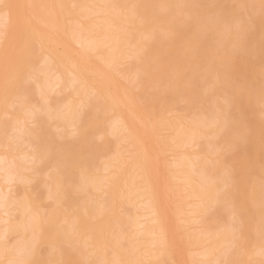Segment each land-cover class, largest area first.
<instances>
[{"label": "bare ground", "instance_id": "bare-ground-1", "mask_svg": "<svg viewBox=\"0 0 264 264\" xmlns=\"http://www.w3.org/2000/svg\"><path fill=\"white\" fill-rule=\"evenodd\" d=\"M133 1H132V3H128L129 1L127 2V0H86V1H82V2H79L78 0H0V27L3 28V29L1 28L2 30H0V118H1V116L3 117L5 115H8L7 112L5 113L6 109H4V108H6V105H4V104L6 103L7 100L9 103L10 98L11 99L13 98L12 95H15L16 93H18V91L16 92V89H17L16 85L18 84L17 82H19L22 79V77H24L26 75L25 72H28V74L30 76L28 75V79L26 78L27 82H26V80H25V82L27 84L30 82H32V83L34 82L37 85L36 89L38 88L39 90L38 89L37 90L41 91L40 97H42L43 94H46V92L50 94V92H53L56 88L58 89V94H60V93H62L61 91L67 87V85H69L68 87H70V85H71L74 88L76 87L74 97L75 96L80 97V95H81V97L83 96V99H82L83 102L82 103H84L85 105L84 104L82 105L80 103L82 106H84L83 109L88 107L87 106L88 104H86L84 102V101H86L85 99L89 100L90 97L98 98V96L101 97L102 99H104L106 104L102 103V105H104L102 108H104L106 105L105 110H107V109L111 110L112 112H114V114L116 113V115L114 116L115 119L112 118V120L114 119L112 123L110 122V121H112L111 119H110V121H108V122H110L109 125L113 124L112 126H110V128L112 127L113 129L108 130V132H101L100 131V133H98L97 137L100 140L105 139L106 136L112 137V138L115 137L116 139L117 138L119 139L121 146H122V144L126 145V147H124V148H123V146L122 147L119 146L120 149L117 150L116 153H114V155L112 156L110 161H107L106 165L104 164L106 162V160H105V162L102 163V164H104L103 165L104 168L100 169V170H102V172L104 174L103 176H102V174H100L101 175L100 177L99 176L93 177L91 179L92 176L87 175L85 172L87 165H85L86 163L84 161H83L84 165L82 164L83 166L80 168L81 171L79 170L76 172V174H78V175L80 174V176H81L80 178H78L80 181H83V179L84 180L87 179L86 181H83V182H80V181H77V182L82 183L83 186H84V182H86L87 183L86 186H88V188L91 186L90 187L91 189H87L86 186L84 188L83 186H81L82 184L80 185V183H79V186L76 185L77 190L81 189L80 190L81 193L85 192V190L83 191V189L93 190L92 192H95L96 195L100 194V195H98L99 197L98 196L96 197L100 200L99 201L100 203H97V204H99L98 207H93V206L91 207L88 204L89 206H84L82 209L79 210V205H80L79 204L78 208H75V209H77L76 210L77 212H74V207H77V205H75V206L72 205L73 206L72 207L71 203L69 204L67 202V200H68L67 199V197H68L67 193L66 192H65L66 194L63 193L64 190H66V191L68 190V189H66L67 187H65V185H63L64 187H63V189H62L63 191H62L61 189H59L60 187L58 188V186L62 185V184L58 185V184H56L57 182H54L55 184L53 183L54 184L53 185L52 183H49L50 181L52 182L54 176H55V178L60 176L61 172L58 171L59 170L58 167H57L58 170H56V167H54V168L51 167L52 169L49 168L50 170H47V172L44 171L45 173H43V171L41 172V170L37 171V172H41L43 174L34 173V175H36V177L39 175L41 177H43L42 175H45V178L50 180L47 183L53 185V188L50 185H49L50 187L48 186L50 188V189H48L50 191V193L47 194L48 195L47 198L50 200L51 199L54 200L55 197H57V199L58 200L60 199V200L58 202V200L56 199L55 203H57V202L60 203V201L61 202L63 201V203H64V206H63V204L61 205V207L63 206L62 207L63 209L61 207L59 208L60 210L61 209L64 210V213L61 210L62 216H61V219H59L60 226L58 227L57 224L59 222L56 221V217H57L56 210H55V212L52 211L53 213L49 212V214L51 213V215L43 214V211H41V213H39L38 211H36V208L34 207L33 200L35 197L33 198V200H30L28 198V200H26V201L24 200V199H27L25 197L23 199V201H21L22 198L24 197L22 195L27 194V193H24L23 190H21L22 187L20 188L19 186H22L25 184L29 185L33 181L36 180L35 177L30 178L33 175H31L30 177L29 176L26 177V175H24L25 173L24 174H22V173L24 171L27 173V171L30 170V168H29L30 166L32 167L31 170L34 172L36 169L39 168L38 165L40 166L42 159L45 156L42 158V154H43L42 153L43 150H41L42 145H39L42 142H44V141H42V142L39 141L40 138L42 137L40 134L42 131V127H40L41 124H40V122H38L39 121L38 120L39 111L38 112L33 111V110H35L34 108L31 111L29 110L33 106L31 105L32 106L31 107L25 102V100H27V98H28V97H26L27 95L26 96L25 95L24 96L19 95V94H17V96L15 95V98L18 101H20L23 104L25 103V108H23L22 110L20 109V111H19L20 114L23 116L22 117L20 116L21 118L19 117L15 121L13 120L14 122H12L11 125L8 123L9 125L4 127V128L0 126V264H44L43 260L42 259L39 260L40 258H38L40 255H37L39 253V249H40L39 248L40 247L39 242L41 243L42 246H44V244L51 245V248L54 247L53 251L57 249L56 252L55 251L53 252L51 250L53 252V254L51 255L52 257L51 256L49 257L50 260L54 259V261L50 262L48 258L47 259L45 258L46 260H48L52 264H60V263L71 264L72 258H69V256H67L68 253L70 254V252L68 250L66 252V248L65 249L63 248L65 246V243H67L68 246L71 245V247H72V245L73 246L75 245L74 248L72 247L73 250L76 249V246H78V244L83 249H85V247H86V249H90V247H92L94 249L93 251H91L92 248L90 249V252H89V250H85V251L89 252V254L86 252V254H88V258L87 257L86 258L89 259L87 261L89 263H86V264H91L90 263L91 259L93 260V262H94V259L95 260L97 259L94 257L96 255V253L98 254V255H96V257H98V259H99V257H102L99 261L100 264H104L107 260H108L109 264H136V263H138L137 261L132 262L131 260H128L127 262H123L119 256L121 251L117 250L116 243L114 245L113 244L114 242H110L111 244H113V246L110 245V243L108 245V244H106V241H104L105 239H102L103 237L105 238L106 232L109 231L108 227L110 229V226L112 227L113 223H115L114 224L115 226H117V227L119 226V221H121V218L119 219L114 213L118 212L117 210H122L126 207H129V206H134V209L138 208L137 210H139L141 212V214L136 215L137 217L135 216L136 218H134V221L131 217H130L131 219L129 218L131 221H133V223L131 222L132 225H130L131 223H129V221H130L129 219H127L128 221H125V220H124V222L121 221V224L126 222V227H125V230L123 229L124 225H123V227H121V226L120 227L126 233L128 231H130L131 234L129 235V232L125 235L121 234L123 232H121L122 229L120 228V229H118L119 234L123 235V236L121 237L119 235L118 237H115L116 238L115 241L117 239H119L118 241L120 244L123 242H130L131 244L135 243V244H137V246L134 247V250L142 248L140 250L142 251L141 254L143 256L141 255V257H142L141 259L143 261L139 260L138 264H163L162 261L159 259V258H161L162 254H164V255L166 254L167 256L172 257V259L178 258L179 261L181 260L180 261L181 264H196L199 261V259L207 260L206 261L207 264H232L231 263L232 261L229 258V254H228L229 250H231L230 249L231 246L233 244L235 245V243L238 244V242H236V241H239V238L241 239L240 240L241 242L247 238L248 234L244 233L243 227H242V229H241V227H238V228L236 227V229H237L236 232L239 231L237 235H234V233H233L235 231V228L232 229L233 232L232 231H229V232L225 231L226 233H222V232L221 233H218V232L211 233L209 230H206L207 229L206 227L201 225L202 223L199 224V222H198V221H203L204 220L203 218H206L203 216H207V215H205L208 212L207 207L213 208L214 206L219 204L220 198L218 197V194H219L221 189L222 190L227 189V191L229 190L230 193H232L234 188L237 187L235 176H233L234 174L232 175L231 172L230 173L227 172V174L228 173L229 174L228 175L226 174V176L229 177L228 178L229 180L224 182L225 180H227V178H225V180L222 181L223 184L220 186V188H218V186H216V184L213 183L214 181H213V177L211 176V172L208 173V171L206 170L207 168H205L206 171L204 170L203 166L205 163L204 164L201 163V160H200L202 157V154L200 153V149L197 150V148L200 145V139L204 136V133H206V132H203V130L204 129L207 130L206 128L209 129L212 126L215 127L217 125L216 123L218 120L217 119L213 120V122H211V123H213L212 126H211V124H205L204 122H201L199 120L200 124H204L201 127H204L205 125H207V126H205L206 128H203V129L201 127H199L198 119L197 120L196 119L191 120L192 122H189L187 120V122H184V123L183 122L178 123V120L174 119L177 121L175 125H174V122L171 120L172 118L170 119L171 123L169 122V120H168V122H166L167 120H163V122L160 120L161 122H158L159 120L156 121V119H152L156 115H154V117L151 118V116H153V115L146 114L145 111L142 108H140L141 97L139 96L140 99L136 98V96L138 97V95H136L137 93L136 94L134 93L135 92L133 90L134 87L130 88V87H128V85L126 86L127 79H125L126 81L123 80L126 84L121 82L122 79H120V77L122 75L119 76L118 74L120 73L119 69L122 68L123 66L120 68H119V66L124 65V64H122L124 61L125 62L127 60L132 61L133 59L138 61V59L141 56H144L143 52H145V53L148 52L149 56H150V54H152L151 56H153V53L155 54V53H158L162 50L161 49L157 52V49L155 47L157 45L152 44V43H156V41L154 42V40L156 39V36L158 35V34H156V35L153 34V31L155 30V29H153V26H152L153 30H151L152 34L154 36V38H152L153 42H151V40H150L151 37L147 38V36H145L146 40L147 39L148 40L145 41V43H146V44L144 43L145 45L142 44V45H144L143 47L142 46L141 47H138V46L135 47V45H137V44L136 43H135V45L133 44L135 41L133 42L132 38H130V37H132L133 34H135L137 32H141L144 35L148 34L150 36V34H149L150 30H149L148 26H149L150 22L153 21L152 19H154V16H155L152 13L153 11H151V8H154V6L152 7V4H151L152 2H149L148 0H133ZM179 1H178V3H179ZM233 1H235V0H233ZM170 2H172V1L171 0H168V1L167 0H161V3H162L161 7H163L164 9L166 7L168 8L169 4H171ZM193 2H195V1H193ZM193 2H190L189 4H193ZM243 2L244 1L241 0V3H243ZM245 2H246V0H245ZM175 3H173V4H175ZM200 3H202V0ZM214 3H215V1H214ZM214 3H213V5H214ZM186 4H188V2ZM224 4H225V2H224ZM200 5L198 3V6H196V7H199ZM256 5H257V3H256ZM249 6H250V3H249ZM211 7H213V6H211ZM230 7H232V6L230 5ZM246 7H247V3H246ZM167 8H166V10H167ZM215 8H217V7L215 6ZM226 8H227V10L224 11L226 15L222 13L223 16L224 15L228 16V17L236 16V15L229 16V14L234 11V8L230 9V10L228 7H226ZM158 9H159V6H158ZM193 9H195V7ZM207 9H208V7H207ZM239 9L241 10V8L238 7V12L240 11ZM162 10L163 9H161V11ZM187 11H189V10H187ZM214 11H216V10H214ZM159 12H160V10H159ZM193 12L195 13L196 11H193ZM209 12H211L210 14H213L212 10ZM218 12H220V11H218ZM178 13H176V15ZM214 13H216V12H214ZM245 14L247 15V13H245ZM194 15L195 14H193V16ZM196 15L198 16L199 14L196 13ZM203 15L205 16L206 14L203 13ZM174 16H175V14H174ZM216 16H217V14H216ZM207 17H208V15H207ZM219 17H221V16H219ZM219 17L217 18L218 21L220 20ZM81 19H83V20L85 19L87 22H85V23L81 22ZM186 19H188V18H186ZM222 19H224V18H222ZM232 19H234V18H232ZM169 20H171V19H169ZM169 20H168V17L167 18H165V17L164 18H158L156 20L157 21L156 23H158L159 25L161 24V26H164V25L166 26V27H163V30L164 29H166V31H167V29L170 30V31H167L169 34L166 31L161 32L160 37H162L163 39L169 38V35L171 36V32L172 31L174 32V30H172L174 26L171 24V22ZM208 20H209V18H208ZM208 20H207V22H208ZM228 20H230V19H228ZM239 20L241 21L242 19H239ZM193 22H194V20H193ZM214 22H215V20L213 21V23ZM250 22L253 23L252 20ZM250 22H249V24H250ZM72 23L74 25H72ZM211 23H212V21H211ZM216 23H217V21H216ZM235 23H236V21H235ZM162 24H164V25H162ZM186 24H188V23H186ZM196 24H198V23H196ZM222 24H224V23H222ZM192 25L190 24V26L188 28L190 29V27ZM208 25H209V22H208ZM234 25L236 27V24H234ZM234 25L232 26L233 27L232 31L235 30ZM175 26H176V24H175ZM177 26H180V25L178 24ZM238 26L240 27L239 24H238ZM75 27H76V29H75ZM225 27H226V25H224V27L222 26L221 29L223 30ZM228 27H226V28H228ZM70 28H72V29H70ZM200 28L202 29V27H200ZM180 29H182V28H180ZM215 29H217V27ZM228 29H230V28H228ZM159 30L161 31V29H159ZM191 30H192V27H191ZM194 30L196 31L197 29H194ZM195 31H194V33H195ZM173 32H172V34H173ZM235 32L233 33V36H234V34H236ZM164 33H165V36H164ZM217 33H219V31ZM250 35H252V34H250ZM192 36H194V34ZM217 36L218 35H216V37ZM137 37H138V35H137ZM249 37H251V36H249ZM172 38H173V36L170 38L173 42H174V40L176 41V39H178V38H176V39H172ZM197 38H198V35H197ZM200 38H201V36H200ZM130 39H131V42H129ZM214 40H215V38H214ZM223 40L225 41V39H223ZM261 40H262V37H261ZM169 41H165V42L168 43ZM31 42H35L38 44L37 45L38 47L39 46L41 47V48L39 47L40 49H38V48L37 49L40 50V52L43 51V53L41 52L42 55H40L39 57H35L36 56V55H34L35 52H34V50L32 51V49H31L32 45H33V44L30 45ZM194 42H196V41H194ZM208 42L210 43V41H207V43ZM214 42H216V40ZM218 42L219 41L217 40V44H218ZM191 44L193 45V43H191ZM35 45L33 46V49H34ZM128 45H129V47H128ZM131 45H132L133 50L131 49L130 51H133V52L128 53L127 50L129 51ZM210 45H212V44H210ZM222 45L220 46L221 48H222ZM158 46H157V48H158ZM259 46H260V44H259ZM77 47H79V49ZM134 47L137 50L136 49L134 50ZM220 47H219V49H220ZM126 48H128V49L126 50ZM193 48H195V47H193ZM233 48L234 49L236 48L235 45ZM256 48H258L257 45H256ZM124 49L126 50V52L128 54L125 53ZM145 49H147V51H145ZM159 49H160V47H159ZM206 49H207V47H206ZM230 49H232V48H230ZM233 51L234 50H232V52ZM164 52L166 55V50H164ZM141 53H143V54L141 55ZM182 53H180V55ZM190 53H192V52L190 51ZM201 54H202V52H201ZM255 54H256V52H255ZM137 56L138 57L140 56V57L138 58ZM155 56H156V54H155ZM177 56H179V55H177ZM189 56H190V54H189ZM192 56H194V55H192ZM192 56H190V57H192ZM154 57H152L153 60L155 59ZM182 58H183V56H182ZM148 59L150 60V57H148ZM194 59L196 60V57ZM35 60H36V62H38V63L40 62V63L37 65V63L34 62ZM141 60H142V58H141ZM145 60H146V58H145ZM195 60L192 61L191 58L189 60L187 58V62L185 63V66H186V64H189L188 65L190 67L189 69H193L191 67H194V69L196 71L195 65L197 63L192 65V63H194ZM229 60L233 61L232 58L231 59L229 58ZM258 60H259V58H258ZM197 61H198V59H197ZM234 61H235V59H234ZM183 62H185V60ZM169 63H171V62H169ZM230 63H232V62H230ZM257 63H258V61H257ZM140 64H142V63H140ZM144 64L146 65V62ZM144 64L142 65L143 67H145ZM200 64H201V61H200L199 65ZM36 65L38 67L34 68V67H36ZM135 65H136V63H135ZM163 65L161 64V66H163ZM221 65L225 66L227 68V66L224 63H221ZM188 66H186V68L184 67V70H188L187 69ZM164 67L165 66H163V69H164ZM173 67H171V68H173ZM31 68L33 69V74H32V72L30 73V71L28 70ZM231 68H233V65L231 66ZM32 69H31V71H32ZM194 69H193V71L190 70V72L192 71L193 73H188V71L186 73V71H185L183 73V76L181 75L182 77H184L183 80L185 79L186 75L190 77L189 79H191V80H188V79L187 80H188V85H190L191 87L195 86V83H196V79L193 81V79L195 77H191V75L194 74ZM234 69H235V67H234ZM148 70H151V67H149ZM123 71H125V70H123ZM142 71L143 70L140 69L139 72L137 71L136 74L134 73L135 76H133L132 81H130V83L132 82V85H133V83L136 85L135 86L136 89L134 88L135 90H137V88L141 87L139 80H141V78L143 77ZM156 71H157V69H156ZM163 71H165V69ZM203 71H205V69H203ZM208 71H205V73ZM259 72H260V70L258 71V73ZM152 73L149 76L148 75L147 76L150 77L151 75L155 74V73H153V74ZM158 73H159V71H158ZM254 73H256V72H254ZM120 74H122V71ZM164 74H165L163 76L164 79H167L165 77H166V74H168V73L166 72ZM176 74H177V72H175V75ZM40 75H42V77H40ZM169 76H170V74H169ZM248 76H249V74H248ZM153 77L154 76L150 77L148 80L151 81V78H153ZM163 77H161V78H163ZM260 77H261V75H260ZM143 78L145 79L146 76ZM196 78H197V75H196ZM222 78H223V76H221V79ZM171 79H170V82L173 81V79L172 80ZM198 79H199V77H198ZM179 80L177 79V82ZM260 80H262V79H260ZM152 81H153V79H152ZM162 81H166V80L162 79ZM259 81H257V82H259ZM177 82H176V84H177ZM180 82H181V80H180ZM20 84H22V83H20ZM167 84H168V82H167ZM143 85H144V83H143ZM157 85H158V83H157ZM162 85H163V83H162ZM166 86H168V88H169L170 85H166ZM178 86L180 88L179 84H178ZM252 86H253V84H252ZM259 86H261V84ZM262 86L264 88V85H262ZM24 87H25V85L23 86V88ZM85 87L88 89V92L85 94V99H84V95H82V93H84ZM150 87H152V85ZM19 88H22V87L20 86ZM154 88H157V87H154ZM175 88H177V85H175ZM162 89H163V87H162ZM171 90H172V87L170 86L168 91H171ZM262 90H264V89H262ZM164 91H165V89H164ZM14 92H15V94H14ZM32 92H34V91H32ZM162 92H163V90H162ZM194 92H196V91H194ZM201 92H203V91H201ZM188 93L190 94L189 91H188ZM239 93L241 94L240 91H239ZM176 94H178V93H176ZM72 95H73V92H72ZM179 96H180V98H182L181 95H179ZM179 96H176V97H178L177 99H179ZM184 96H186V95L184 94ZM189 96L192 97V94ZM153 97H151V98H153ZM188 97H187V100H189ZM167 98H169V96H167ZM184 98L182 99V101H183V103H186L187 102L186 98H185V100H184ZM244 98L245 97H243V99ZM42 100L44 102L43 97H42ZM47 100L49 101L48 98H47ZM222 100H223V98H222ZM48 101L46 103H48ZM78 101L79 100H77V102ZM159 101H161V100H159ZM239 101H241V100H239ZM15 102H17V101H15ZM152 102H156L155 98ZM171 102L173 103V100ZM69 103H70V101H69ZM68 105H69V108H68ZM68 105L66 106L67 107L66 110L63 108V110H65L66 112H70L69 114L72 113L71 116L70 115L68 116L69 119L71 118L70 121L69 120L67 121L68 117L63 116L66 119V120L64 119L65 121L63 120V122L67 123V125H69V126H67V129L70 130L69 133H67V132L66 133L68 134V136L70 135L71 138L75 137V136L78 138L80 136L85 135L86 133L84 132V130L88 129L87 126L85 125V123L82 120H79V117L81 119L84 118L83 115L85 113L82 114L83 112L82 113L80 112L79 115H82V117L81 116L78 117L75 115V114H77V113H75V112H77V110L74 109L77 107V105L75 107V105L71 104L73 106L72 107L73 110L70 108L71 107L70 104H68ZM231 105H233V103H231ZM28 106L31 108H29ZM50 106L53 108L55 107L54 105L52 106V104ZM59 106H58V108H59ZM261 106H262V104H261ZM23 107H24V105H23ZM51 107H50V110H52ZM19 108H21V107H19ZM80 108L81 107H79V109ZM139 108L143 111L141 112V110ZM187 108H188V106H187ZM14 109H15V107H14ZM190 110H191V108H190ZM22 111H23V114L21 113ZM165 111H166V109H165ZM30 112H32V113H30ZM54 112H55V110H54ZM105 112H108V111H105ZM216 112H217V110H216ZM234 112H232V113H234ZM214 113H215V111H214ZM234 114L236 115V113H234ZM239 114H241V112ZM67 115H68V113H67ZM72 115L73 116L75 115L74 116L75 118H73ZM219 115H220V113H219ZM52 117H54V116H52ZM63 117H60V119ZM8 118L5 120H8ZM247 118H249V117H247ZM50 119H51V117H50ZM81 121L84 124H82ZM89 121L87 122V124H90ZM194 121L197 122L196 125H195L196 122H194ZM262 121H264V120H262ZM223 123H224V121H223ZM92 124H95V126H96V123H91L90 125H92ZM161 124H163V125L165 124V126H163L164 128L160 126ZM192 124L195 125L196 128H195V126L192 127L191 126ZM81 125L83 127V130H82ZM90 125H88L89 128L91 127ZM101 127L103 128V126H101ZM57 128L59 129V127H57ZM60 128H61V126H60ZM65 128H66V126H65ZM158 128L159 129L163 128V131L166 128L169 131L170 130L176 131V133L173 132L175 135H173L172 138L170 137L171 144H170V141H169V144H167V145H171L168 148L167 152L170 153L169 155H171V159L172 158L174 159V161L172 160L173 162H170V164L172 163L174 165L173 168H171V170H169L170 166H168V169H167L168 172L170 173V176L165 175V171H167V170L162 171V167H163L162 154H163L164 150L161 147H159L160 145L158 143V137H157V131L159 130ZM97 130H98V127H97ZM82 131L85 134H83ZM105 131H107V129ZM261 134L263 135V133H261ZM88 136H89V134H88ZM207 136H209V135H207ZM86 137H87V135H86ZM64 138H63V140H64ZM66 138H68V137L66 136ZM91 138L93 139V137H91ZM202 141H204V140H202ZM86 142H88L87 139H86ZM120 143H118V144L120 145ZM247 143L250 144L248 141H247ZM23 144H27V146L24 145V146H26V148L22 147ZM76 144H78V143H76ZM20 146L25 150H20V148H21ZM88 146L89 145H87V147ZM18 147H20V148L18 149ZM83 148H86V147H82V149ZM212 148H213V146H212ZM212 148H211V150H212ZM44 149L46 150V151L44 150L45 154H48V151H50L49 149H51V148L49 147V149L48 148H44ZM52 149H54V148H52ZM202 150H204V149H202ZM245 151H246V149H245ZM50 152H49V154H50ZM167 152L165 151L164 153L166 154ZM216 155H217V153H216ZM240 157H241V155H240ZM75 158H76V154H75L74 158L72 157L73 161L76 160ZM77 158H78V156H77ZM88 160H89V158H88ZM223 160H225V159H223ZM43 161H45V160H43ZM76 161L71 162V164H68L69 162L67 161L68 163H65V165L68 164V165L72 166L73 163L76 164ZM260 162L256 163L257 166H258V164H260ZM81 163H82V161H81ZM210 164H213V163H210ZM27 166H29L28 167L29 169L27 168ZM242 167L243 166H241L240 169L238 167H235L234 170L237 173H239L240 170L246 171V169H244ZM247 169H249V168H247ZM21 170L23 171L22 173L20 172ZM31 170L29 171V173L30 172L33 173ZM55 170L58 172H56ZM256 172H255V174H256ZM70 174H71V170H70ZM239 174H241V172ZM253 174L254 173L252 172V175ZM82 175H84V176H82ZM248 175H250V174H248ZM72 176H73V173H72L71 177ZM74 176H76V175H74ZM93 176H94V174H93ZM82 177H83V179L81 180ZM128 179H129V181H128ZM242 179H243V181H245V179H247L246 174L242 176ZM254 179L251 182L252 183L251 188L249 187L250 189L248 190V193L250 195H251V192H253L252 196L249 195V198L254 197L257 190L260 189L259 186H261V184H262L261 183L262 181L260 182V180L258 178H257L258 180L257 179L254 180ZM71 180H73V179H71ZM62 181L63 182L64 181L70 182V180H66V178H65V180H60L59 183H62ZM66 182H64V183H66ZM36 183H38V182H36ZM174 183H177V186H174L173 185ZM33 185L34 184H32V186ZM248 185L250 186V182ZM54 186H57L55 188H58L60 192L57 191L58 189H55ZM67 186L69 187L70 185H67ZM29 187H30V185H29ZM175 187H176L177 191H174ZM18 188H20V190L23 192V194L20 195V197L22 196L21 198L17 194ZM22 189H24V186ZM31 189H33V188H31ZM24 191H25V189H24ZM32 192L33 193H31V195L34 196L35 189ZM177 192L179 193L181 200L179 201V203L177 204V206L175 208H172L170 197H171L172 193H177ZM182 194H184V196H182ZM185 194H186V198H185ZM38 195H39V193H38ZM261 195H264V193ZM64 196L65 197L67 196V197L64 198ZM63 199H66V202H64ZM183 200H185L186 203L182 202ZM228 200L229 199L227 197L226 201H228ZM93 201H95V200H93ZM138 201H140V204ZM183 203H185L186 206H184ZM36 204H35V206H37ZM65 204L68 205L67 208H72L73 211L72 212H71V210L67 211ZM228 204H229V202H228ZM227 206L228 205H226L225 207H227ZM191 207L193 208V209H191V211L185 212L186 210H184V209L191 208ZM222 207H224V206H222ZM37 208H38V206H37ZM64 208H66V209H64ZM95 208H98V209H95ZM230 209H232V213H230L232 216V219L238 223H241L242 217L239 213V210L235 206L234 201L231 203ZM65 210L67 212H69L70 215L68 213H66ZM123 212H124V210H123ZM229 212H231V211H229ZM18 214H20L21 221L19 220V217L17 219V216H19ZM136 214H138V213H136ZM46 215H47V217H46ZM124 215H127V214L124 213ZM127 222L129 223V226H132V228H131L132 230L131 229L128 230L129 228H127V224H128ZM179 223H182L183 225L180 226ZM197 223L202 226V228L197 229V231H198L197 234H189V233L184 234L183 230L190 227L191 225H196ZM256 233L257 232H254L253 234L252 233L251 234L255 235ZM258 234L259 233H257L255 236H253V238H254L253 241H250L252 248L248 249V252H249V254L251 253L250 255H252V256H259L262 258V256H264V249L261 248L260 246H258L259 242L257 243V241H259V239L262 240V238H264V237L261 238L260 235H259L260 237L257 236ZM15 235H18L17 236V242H18L17 244L20 243V245H13V244L9 245V244H7L9 241L2 242V241H6L7 239L10 240V238L12 236H15ZM108 235H109V233H108ZM19 237L23 240V242H21L22 240H20ZM109 237H111V236H109ZM112 237H114L113 234H112ZM256 237H258V238H256ZM236 238L238 240H236ZM256 239H258V240H256ZM112 240H113V238H112ZM249 240H251L250 237H249ZM131 241H133V242H131ZM185 241L188 243V245L185 244ZM207 243H209V244H207ZM61 244H63V245H61ZM238 245L240 246V242ZM108 247L110 249L112 248V250H113V248L115 249L112 254H114V252H115L114 255H116V257L113 255L115 258L110 259L111 261L109 259L103 260L104 259L103 256H105V259L107 257L106 252H107ZM226 248H227L228 252L225 251ZM36 249H37V251H36ZM63 249H64V252H63ZM72 249L70 251H72ZM187 249H190V250L188 251ZM237 249H239V248H237ZM59 252H61V253H59ZM55 254H58V259L54 258ZM65 254H66V257H65ZM45 255H46V253H45ZM48 255H50V254H48ZM81 255H82V253H81ZM56 257H57V255H56ZM83 257H85V256H83ZM121 258H123V257H121ZM97 260H96L95 264H99ZM101 261H103V263H101ZM179 261L177 262L178 264H180ZM254 261H256V260H254ZM93 262H92V264H94ZM239 263H240V261H239ZM106 264H107V262H106Z\"/></svg>", "mask_w": 264, "mask_h": 264}, {"label": "rangeland", "instance_id": "rangeland-1", "mask_svg": "<svg viewBox=\"0 0 264 264\" xmlns=\"http://www.w3.org/2000/svg\"><path fill=\"white\" fill-rule=\"evenodd\" d=\"M79 2H82V1H86V0H78ZM129 1V2H128ZM133 0H127L128 3H132ZM149 2H152V7L154 6V8H151V11H153V15L154 16V19H152L153 21L150 22L148 28H149V34L150 36L147 34V35H144L143 33L141 32H137L135 34H133L132 37V42L134 45L135 43L138 46V47H143L146 43L145 41L146 38L145 36H147V38H150L151 37V42H153V39L154 35L158 34L156 36V39L154 40V42L156 41V43H152L153 45H159L158 48L157 46L156 49H157V52L159 50H161L160 52L158 53H153V56H151L152 54H150L149 56V53L148 52H143L144 53V56H137L139 59L138 61L133 59L132 61L130 60H127L126 62L124 61L122 64L124 65H120V67L122 68H118L120 70V73L122 71V74H118L119 76L122 75L120 77V79H122L121 82L125 83L124 81H126L125 79H127V84L126 86L128 85V87L132 88L134 87L135 88V84L133 83L132 85V82L130 83V81H132L133 79V76H135L136 72L141 69L143 70V74L142 76L146 78L144 79L143 77L141 78V80H139L140 84H141V87L140 88H137V90H135L133 88V90L135 91L134 93L136 95H138V97L136 96V98L140 99L141 97V106L140 108H142L146 114H149V115H153L151 116L154 117V115H156L154 118L152 119H156L159 120L158 122H163V120H167L166 122H170V119L174 122V125L176 124V120L174 119H177L178 120V123L179 122H187V120L189 122H192L191 120H197L198 119V125L199 127H201L202 125L204 124H200L199 123V120L201 122H204L205 124H212L211 122H213V120H218L217 121V125L214 127L212 126L211 128H206L205 125L204 127H201L202 129L203 128H206L207 130H203V132H206L204 133V136L200 139V145L199 147L197 148V150L200 149V153L202 154V157H201V163H205L203 168L205 170V168H207L206 170L209 172H211V176L213 177V183L216 184V186H218V188H220V186L223 184V180H225V178H227V180H225L224 182L228 181L229 177L226 176L227 172H231V174L233 176H235V179H236V186L233 190L232 193H230V191L227 189H224V190H220L219 194H218V197L220 198V202L219 204H217L216 206H214L213 208H208L207 207V216H203V217H206V218H203L204 220L203 221H198L199 224L202 223L201 225L206 227L207 229L206 230H209L211 233H226V232H229V231H232V229L235 228V231L233 232L234 235H237L238 232L236 227H243V231L245 234H248L247 235V238L245 240H243L242 242L240 241L241 239L239 238V241H236L240 242V246L238 244L235 243V245L233 244L231 246V250H229V252L227 251V248L225 251L228 252L229 254V258L231 259V263L233 264H264V256L259 257V256H252L249 254L248 252V249L252 248L251 246V242L250 241H253V236H255L257 233H259L257 236H261L264 237V195H261L264 193V89L262 85H264V1L263 0H243L244 2L241 3V0H202V3L201 0H189L190 2H193V1H197L196 3L193 2V4H189L190 2L188 0H171L172 2H170L171 4H169V7L164 9L163 7H161V0H148ZM155 1V2H154ZM168 1V0H167ZM179 1V3H178ZM184 1V2H183ZM199 1V2H198ZM215 1V3H214ZM228 1V2H227ZM239 3H238V2ZM252 1V2H251ZM134 2V1H133ZM176 2V3H175ZM188 2V4H186ZM225 2V4H224ZM175 3V4H173ZM198 3H199V7H196L198 6ZM212 3V4H211ZM214 3V5H213ZM219 3V4H218ZM246 3H247V7H246ZM249 3H250V6H249ZM257 3V5H256ZM150 4V5H151ZM254 4V5H253ZM91 5V4H90ZM179 5V6H178ZM182 5V6H181ZM192 7H191V6ZM230 5L232 7H230ZM237 5V6H236ZM240 5V6H239ZM244 5V6H243ZM103 6V5H102ZM158 6H159V9H158ZM189 6V7H188ZM206 6V7H205ZM213 6V7H211ZM215 6L217 8H215ZM234 6V7H233ZM236 6V7H235ZM243 6V7H242ZM156 7V8H155ZM195 7V9H193ZM208 7V9H207ZM219 7V8H218ZM230 9H233L234 8V11L231 12L229 14V16L231 15H236V16H231V17H228V16H225V10H227V8ZM238 7L241 8V10L238 12ZM179 8V9H178ZM202 10H201V9ZM248 10H247V9ZM253 8V9H252ZM161 9H163L161 11ZM206 9V10H205ZM216 11H214V10ZM252 9V10H251ZM160 10V12H159ZM180 10V11H179ZM185 10V11H184ZM189 10V11H187ZM191 10V11H190ZM213 11V14H210L211 12L209 11ZM228 10V11H229ZM236 10V11H235ZM258 10V11H257ZM182 11V12H181ZM184 11V12H183ZM193 11H196L195 13ZM204 11V12H203ZM220 11V12H218ZM243 11V12H242ZM155 12V13H154ZM157 12V13H156ZM167 12V13H166ZM180 14H179V13ZM192 12V13H191ZM216 12V13H214ZM238 12V13H237ZM176 13H178L176 15ZM199 14L198 16L196 15ZM206 14L205 16L203 15ZM225 14L223 16V14ZM247 13V15L245 14ZM253 13V14H252ZM175 14V16H174ZM192 16H191V15ZM193 14H195L193 16ZM217 14V16H216ZM243 16H242V15ZM158 15V16H157ZM180 15V16H179ZM208 15V17H207ZM161 16V17H160ZM200 16V17H199ZM221 16V17H219ZM240 16V17H239ZM248 16V17H247ZM167 18L168 17V20L171 22V24L174 26L172 30H174L173 34L171 32V36L169 35V38H165L163 39L161 36V32L162 31H166V29L163 30V27H166L164 24V26H161V24L159 25L158 23H156L157 19L158 18ZM196 17V18H195ZM219 17V21H218V18ZM188 18V19H186ZM190 18V19H189ZM209 18V20H208ZM214 18V19H213ZM186 19V20H185ZM196 19V20H195ZM203 19V20H202ZM227 19V20H226ZM230 19V20H228ZM239 19H242L241 21ZM246 19V20H245ZM194 20V22H193ZM200 20V21H199ZM209 22V25H208V22ZM215 20V22L213 23V21ZM232 20V21H231ZM245 20V21H244ZM253 21L250 22V21ZM182 21V22H181ZM187 21V22H186ZM199 21V22H198ZM212 21V23H211ZM217 21V23H216ZM236 21V23H235ZM81 22H87L85 19H81ZM181 22V23H180ZM240 22V23H239ZM248 22V23H247ZM250 22V24H249ZM74 23V22H73ZM72 23V25H74ZM188 23V24H186ZM198 23V24H196ZM207 23V24H206ZM224 23V24H222ZM226 23V24H225ZM236 24V27L234 24ZM153 24V25H152ZM176 24V26H175ZM180 25V26H177V25ZM185 26H183V25ZM190 24L192 25V30H191V27L190 29L188 28L190 26ZM197 26H196V25ZM201 24V25H200ZM216 24V25H215ZM229 24V25H228ZM238 24L240 25V27L238 26ZM203 25V26H202ZM224 25H226V27L230 28H224L223 30L221 29L222 26L224 27ZM234 25V29H233V26ZM76 26V25H75ZM152 26H153V29H155L153 31V34H152ZM208 26V27H207ZM240 28H238V27ZM256 26V27H255ZM71 27V26H70ZM73 27V26H72ZM156 27V28H155ZM172 27V26H171ZM197 27V28H196ZM202 27V29L200 30L199 28ZM217 27V29H215ZM2 27H0V30ZM175 28V29H174ZM177 28V29H176ZM182 28V29H180ZM208 30H207V29ZM222 30H220V29ZM238 28V29H237ZM250 28V29H249ZM253 28V29H252ZM72 29V28H70ZM76 29V27H75ZM161 29V31L159 30ZM186 29V30H185ZM194 29H197L196 31ZM199 29V30H198ZM210 29V30H209ZM214 29V30H213ZM256 29V30H255ZM217 30V31H216ZM167 31H170L167 29ZM166 31V32H167ZM191 31V32H190ZM195 31V33H194ZM216 31V32H215ZM219 31V33H217ZM236 31V32H235ZM240 31V32H239ZM253 31V32H252ZM177 32V33H176ZM186 32V33H185ZM197 32V33H196ZM214 32V33H213ZM222 32V33H221ZM229 32V33H228ZM236 33L234 34L233 36V33ZM238 32V33H237ZM251 32V33H250ZM160 33V34H159ZM168 33V32H167ZM179 33V34H178ZM192 33V34H191ZM256 33V34H255ZM169 34V33H168ZM177 34V35H176ZM194 34V36H192ZM224 34V35H223ZM227 36H226V35ZM252 34V35H250ZM135 35V36H134ZM138 35V37H137ZM197 35H198V38H197ZM208 35V36H207ZM216 35H218L216 37ZM221 35V36H220ZM237 35V36H236ZM251 37H249V36ZM164 36H165V33H164ZM167 36V35H166ZM173 36L172 39H176V41L174 40V42L170 39L171 37ZM196 36V37H195ZM201 36V38H200ZM223 36V37H222ZM225 36V37H224ZM248 36V37H247ZM160 37V38H159ZM184 37V38H183ZM208 37V38H207ZM219 37V38H218ZM261 37H262V40H261ZM212 38V39H211ZM216 42H214L215 40ZM247 38V39H246ZM181 39V40H180ZM208 39V40H207ZM225 39V41L223 40ZM257 39V40H256ZM138 40V41H137ZM171 42H170V41ZM187 40V41H186ZM201 40V41H200ZM214 40V41H213ZM217 40L219 41L218 44H217ZM236 40V41H235ZM256 40V41H255ZM260 40V41H259ZM161 41V42H160ZM165 41H169L168 43L165 42ZM196 41V42H194ZM207 41H210V43L208 44ZM258 41V42H257ZM131 42V39L130 41ZM164 42V43H163ZM251 42V43H250ZM257 42V43H256ZM260 42V43H259ZM145 43V44H144ZM148 43V42H147ZM158 43V44H157ZM193 43V45L191 44ZM200 45H199V44ZM215 43V44H214ZM33 44V45H32ZM36 44V45H35ZM144 44V45H142ZM149 44V43H148ZM164 44V45H163ZM186 44V45H185ZM189 44V45H188ZM212 44V45H210ZM223 44V45H222ZM231 44V45H230ZM260 44V46H259ZM32 45V51L34 50L35 54L36 55L35 57H39L40 55H42L43 51L40 52V49L37 45V43L35 42H31ZM35 45L34 49H33V46ZM182 45V46H181ZM185 45V46H184ZM188 45V46H187ZM192 45V46H191ZM208 45V46H207ZM222 45V48L220 47ZM235 45V47L237 48H233ZM251 45V46H250ZM256 45L258 48H256ZM211 46V47H210ZM218 46V47H217ZM129 47V45H128ZM134 47V50L136 49ZM160 47V49H159ZM195 47V48H193ZM207 47V49H206ZM217 47V48H216ZM220 47V49H219ZM251 47V48H250ZM38 48V49H37ZM79 49V47H77ZM171 48V49H170ZM176 50H175V49ZM232 48V49H230ZM245 48V49H244ZM128 48H126L127 50ZM132 49V45L130 46V49L129 51ZM148 49V48H147ZM147 49H145V51H147ZM185 49V50H184ZM187 49V50H186ZM199 49V50H198ZM209 49V50H208ZM211 49V50H210ZM215 49V50H214ZM247 49V50H246ZM255 49V50H254ZM30 50V49H29ZM42 50V49H41ZM126 50L124 49L125 53H132L133 51H128L126 52ZM133 50V49H132ZM137 50V49H136ZM164 50H166V55H165V52ZM169 50V51H168ZM217 50V51H216ZM231 50V51H230ZM232 50H234L232 52ZM123 51V52H124ZM179 51V52H178ZM183 53H182V52ZM190 51L192 53H190ZM211 51V52H210ZM241 51V52H240ZM253 51V52H252ZM195 52V53H194ZM197 52V53H196ZM202 52V54H201ZM256 52V54H255ZM263 52V53H262ZM33 53V52H32ZM31 53V54H32ZM127 53V54H128ZM141 53V55L143 54ZM180 53H182L180 55ZM229 53V54H228ZM158 54V55H157ZM172 54V55H171ZM192 56L194 55L196 57V60L194 59L195 57L192 56L190 57L189 56ZM197 54V55H196ZM171 55V56H170ZM179 55V56H177ZM188 55V56H187ZM239 55V56H238ZM244 55V56H243ZM155 56V57H154ZM183 56V58H182ZM254 58H253V57ZM148 57H150V60L148 59ZM152 57H154L155 59L153 60ZM181 57V58H180ZM214 57V58H213ZM238 57V58H237ZM259 60H258V58ZM142 58V60H141ZM146 58V60H145ZM187 58L188 60L191 58L192 61L195 60L193 64L197 63L195 65L196 67V71L194 69V67H191L194 69V74L191 75V77H195L193 79V81L196 79V83H195V86H190L188 85V80H191L189 79L190 77L189 76H185V79L183 80L184 77L183 76V73L186 71H188V73H193V69H189L190 67L188 66L189 64H186L187 69L188 70H184V67L186 68L185 66V63L187 62ZM229 58L231 60H229ZM253 58V59H252ZM149 61H148V60ZM157 59V60H156ZM177 59V60H176ZM198 59V61H197ZM219 59V60H218ZM235 59V61H234ZM37 60V59H36ZM36 60L34 62H36ZM185 60V62H183ZM39 61V60H38ZM151 61V62H150ZM197 61V62H196ZM201 61V64L199 65ZM208 61V62H207ZM219 61V62H218ZM253 61V62H252ZM258 61V63H257ZM146 62V65L144 64ZM171 62V63H169ZM232 62V63H230ZM247 62V63H246ZM37 65L40 63L36 62ZM136 63V65H135ZM142 63V64H140ZM180 63V64H179ZM221 63H224L227 68L225 66H222ZM131 64V65H130ZM144 64L145 67H143L142 65ZM148 64V65H147ZM161 64L164 67L165 71L168 73L166 74V77L167 79H164V73H166L165 71H163V66H161ZM191 64V63H190ZM36 65V67L34 68H37L38 66ZM155 65V66H154ZM158 65V66H157ZM191 65V66H192ZM203 65V66H202ZM233 65V68H231V66ZM34 66V65H33ZM125 66V67H124ZM143 68H142V67ZM174 66V67H173ZM32 67V66H31ZM138 67V68H137ZM141 67V68H140ZM147 67V68H146ZM151 67V70H148V68ZM173 67V68H171ZM178 67V68H177ZM199 67V68H198ZM221 67V68H220ZM235 67V69H234ZM126 68V69H125ZM146 68V69H145ZM170 68V69H169ZM175 68V69H174ZM209 68V69H208ZM32 69V68H31ZM31 69H28L30 71V73L32 72L33 74V69L31 71ZM122 69V70H121ZM157 69V71H156ZM200 69V70H199ZM203 69H205V71H208L205 73V71H203ZM258 69V70H257ZM125 70V71H123ZM155 70V71H154ZM190 70H192L190 72ZM234 70V71H233ZM260 70V72L258 73V71ZM27 71V70H26ZM148 71V72H147ZM159 71V73H158ZM177 72V74L175 75V72ZM203 71V72H202ZM230 71V72H229ZM233 71V72H232ZM119 72V71H118ZM155 74H153V73ZM163 72V73H162ZM196 72V73H195ZM202 74H200V73ZM221 74H220V73ZM256 72V73H254ZM26 75L24 77H22V79L17 82L16 84V92L18 91V93L14 94L17 96V94L19 95H27L26 97L27 100H25V102L31 106L29 108L30 111L33 110V108L35 110L33 111H39V118H38V122H40V127H42V131H41V138H40V142H42L41 144L39 145H42V162L40 164V166L38 165V169H34L35 171L33 172L31 170V166H27V168L29 167L30 170L33 172V173H29L30 170L27 171V173L24 171H20L22 174L26 175V177H35L36 180L33 181L29 187V185L25 184V185H22V186H19L20 188L24 186V189L21 188V190H23L24 193H27V194H23V192L20 190V188L17 189V194L20 195L23 194L22 196H24L22 198L21 201H23V199L26 197L27 199H24L25 201L28 200V198L30 200H33V203H34V207L36 208V211H38L39 213H41V211H43V214H49V212H52L56 210V214H57V217H56V221L59 222V219H61V216H62V213H61V210L63 209L62 207L64 206V203L63 201L60 203L59 200L57 199V197H55L54 200H50L47 198V194L50 193V191L48 189H50L49 187L51 186L53 188V185L55 184L54 182H57L56 184H62V185H59L58 188L59 189H63V185H65V187H67L66 189H68L67 191L66 190H62L63 193H67L68 197H67V202L70 204L71 203V206H75L77 205V207H74V212H77L75 208H78V205H79V210L82 209L84 206H93V207H98L99 204L97 203H100L99 199L96 198L98 195L100 194H95V192H92L93 190H86V189H83V191L85 190V192L81 193V189L80 190H77V187L76 185L79 186V183L80 182H83V181H86L83 179V177L81 178V180L83 179V181H80L78 178H80V174H76L77 171H81V167L84 165L83 163L85 162L87 165V168H86V174L87 175H91V179L93 177H100L102 174V176L104 175L102 170L100 169H103V165L107 163V161H110V159L112 158V156L114 155V153L117 152V150L120 149V147L123 146L126 147V145L122 144L121 146V143L119 141V139L117 138H112V137H108L106 136L105 139H99L97 137L98 133L101 132H108V130H111L113 129L112 127L110 128V126H112L113 124H110L109 123L113 122V120L115 119V115L116 113L114 114V112H112L111 110H105L106 108V105L104 108H102L104 105L103 104H106L104 99H102L101 97L98 96V98L96 97H90L89 100L85 99V94L88 92V89L85 87V91L84 93H82V95H84V99L86 101H84L86 104H88L86 108L83 109L84 106H82L84 103L83 102V96L80 97L78 96H75V88L72 87L70 85V87H68L69 85H67V87L65 89H63L60 93L58 94V89L56 88L53 92H50L46 94H43V98H44V102L42 100V97H40L41 95V91H38L36 89L37 85L33 82H30V83H26L27 80L26 78L28 79V72H25ZM126 75H125V74ZM135 73V74H134ZM153 74L151 75L150 77L154 76L153 78H151V81H149L148 79L150 77H148L150 74ZM173 73V74H172ZM229 73V74H228ZM170 74V76H169ZM249 74V76H248ZM255 74V75H254ZM129 75V76H128ZM148 75V76H147ZM168 75V76H167ZM173 75V76H172ZM182 75V76H181ZM196 75H197V78H196ZM254 75V76H253ZM257 75V76H256ZM261 75V77H260ZM27 76V77H26ZM30 76V75H29ZM132 76V77H131ZM221 76H223V78L221 79ZM40 77H42V75H40ZM124 77V78H123ZM127 77V78H126ZM163 77V78H161ZM173 79V81L170 82V79L171 78ZM199 77V79H198ZM203 79H202V78ZM182 78V79H181ZM262 80H260V79ZM42 79V78H41ZM153 79V81H152ZM160 79V80H159ZM163 80H166V81H162ZM171 79V80H172ZM177 79L180 80L177 82ZM188 79V80H187ZM205 79V80H204ZM260 81H259V80ZM26 80V82H25ZM124 80V81H123ZM145 82H144V81ZM148 80V81H147ZM156 80V81H155ZM201 80V81H200ZM214 80V81H213ZM216 80V81H215ZM227 80V81H226ZM241 80V81H240ZM120 81V80H119ZM200 81V82H199ZM210 81V82H209ZM223 81V82H222ZM255 83H254V82ZM259 81V82H257ZM150 82V83H149ZM168 82V84H167ZM177 82V84H176ZM180 82V83H179ZM252 82V83H251ZM22 83V84H20ZM67 83V82H66ZM130 83V84H129ZM144 83V85H143ZM158 83V85H157ZM160 83V84H159ZM163 83V85H162ZM171 83V84H170ZM183 83V84H182ZM207 83V84H206ZM27 84V85H26ZM68 84V83H67ZM139 84V85H140ZM177 85V88H175V85ZM178 84L180 85V88L178 86ZM194 84V83H193ZM253 84V86H252ZM261 84V86H259ZM25 85V87L23 88V86ZM29 85V86H28ZM35 85V86H34ZM66 85V84H65ZM143 85V86H142ZM152 85V87H150ZM166 85H170L172 87V90L171 91H168V86ZM174 87H173V86ZM182 85V86H181ZM187 87H186V86ZM201 85V86H200ZM226 85V86H225ZM236 85V86H235ZM22 87V88H19V87ZM28 86V87H27ZM32 88H31V87ZM34 86V87H33ZM225 86V87H224ZM30 87V88H29ZM64 87V86H63ZM127 87V88H128ZM154 87H157V88H154ZM163 87V89H162ZM167 87V88H166ZM206 87V88H205ZM27 88V89H26ZM74 88V89H73ZM260 88V89H259ZM35 89V90H34ZM69 89V90H68ZM73 89V90H72ZM129 89V88H128ZM150 89V90H149ZM152 89V90H151ZM165 89V91H164ZM184 89V90H183ZM193 89V90H192ZM227 89V90H226ZM29 90V91H28ZM31 90V91H30ZM131 90V89H130ZM132 90V91H133ZM149 90V91H148ZM163 90V92H162ZM229 90V91H228ZM234 90V91H233ZM26 91V92H25ZM34 91V92H32ZM188 91L190 92V94L188 93ZM196 91V92H194ZM203 91V92H201ZM239 91L241 92V94L239 93ZM246 91V92H245ZM43 92V91H42ZM49 92V91H48ZM56 92V93H55ZM60 92V91H59ZM72 92H73V95H72ZM156 92V93H155ZM199 92V93H198ZM148 93V94H147ZM154 93V94H153ZM178 93V94H176ZM197 93V94H196ZM223 93V94H222ZM30 94V95H29ZM58 94V95H57ZM156 94V95H155ZM184 94L186 96H184ZM192 94V97L189 96ZM245 94V95H244ZM15 95H12L13 98L11 99L10 98V101L8 103V100L6 101V103L4 105H6V111L5 113L7 112L8 115H5V116H1V120H0V126L1 127H6L8 126L9 124L11 125L12 122H14L17 118H19L20 116L22 117L23 115L20 114V109L22 110L23 108H25V103H21L20 101H18L16 98H15ZM39 95V96H38ZM179 96L181 95L182 98H180L179 96V99H177L178 97L176 96ZM191 98H189L188 96ZM194 95V96H193ZM200 95V96H199ZM234 95V96H233ZM32 96V97H31ZM49 96V97H48ZM140 96V97H139ZM154 96V97H153ZM156 96V97H155ZM166 96V97H165ZM167 96H169V98H167ZM176 98H175V97ZM153 97V98H151ZM164 97V98H163ZM186 98V103H183L182 99L183 98ZM187 97L189 100H187ZM197 97V98H196ZM199 97V98H198ZM243 97H245L243 99ZM263 97V98H262ZM31 100H30V99ZM38 98V99H37ZM47 98L49 99V101L47 100ZM78 98V99H77ZM151 98V99H150ZM156 100V102H152L153 100ZM158 98V99H157ZM167 98V99H166ZM184 98V100H185ZM201 98V99H200ZM223 98V100H222ZM41 99V100H40ZM260 99V100H259ZM72 100V101H71ZM77 100H79L77 102ZM161 100V101H159ZM173 100V103L171 102ZM231 100V101H230ZM241 100V101H239ZM17 101V102H15ZM48 101V103H46ZM70 101V103H69ZM81 101V102H80ZM102 101V102H101ZM175 101V102H174ZM179 101V102H178ZM14 102V103H13ZM68 102V103H67ZM77 102V103H76ZM185 102V101H184ZM240 102V103H239ZM243 102V103H242ZM251 102V103H250ZM45 103V104H44ZM58 103V104H57ZM67 103V104H66ZM76 103V104H75ZM79 103V104H78ZM82 105H81V104ZM98 103V104H97ZM231 103H233V105H231ZM16 104V105H15ZM34 104V105H33ZM52 104V106L54 105L55 107H51L50 105ZM70 104V108L73 110V105H77L76 108H74L75 110H77V114H75L76 116H81L82 115H79L80 112L83 115V119H81L79 117V120H82L85 125L87 126V130H84V133L83 131V136H80V137H72L71 136L69 137L67 133H69V129H67V123H64L63 120L65 119L64 117H68L69 115L71 116V114H69L70 112H66L65 110L67 109V105ZM167 106H166V105ZM182 104V105H181ZM188 108H187V106ZM245 104V105H244ZM262 104V106H261ZM24 105V107H23ZM47 105V106H46ZM60 105V106H59ZM64 105V106H63ZM85 105V104H84ZM208 105V106H207ZM256 105V106H255ZM18 106V107H17ZM46 106V107H45ZM59 106V108H58ZM205 106V107H204ZM210 106V107H209ZM255 106V107H254ZM5 107V106H4ZM15 107V109H14ZM21 107V108H19ZM40 109H39V108ZM45 107V108H44ZM49 107V108H48ZM50 107L52 110H50ZM57 107V108H56ZM79 107H81L79 109ZM185 109H184V108ZM195 107V108H194ZM209 107V108H208ZM12 110H11V109ZM19 108V109H18ZM37 108V109H36ZM63 108L65 110H63ZM68 108H69V105H68ZM88 108V109H87ZM101 110H100V109ZM139 108V109H140ZM161 108V109H160ZM179 108V109H178ZM191 108V110H190ZM200 110H199V109ZM49 109V110H48ZM84 111H83V110ZM166 109V111H165ZM178 109V110H177ZM182 109V110H181ZM195 109V110H194ZM210 109V110H209ZM234 109V110H233ZM16 110V111H15ZM42 110V111H41ZM45 110V111H44ZM55 110V112H54ZM70 110V109H69ZM74 110V111H75ZM88 110V111H87ZM104 110V111H103ZM141 110V109H140ZM141 110V112L143 111ZM186 110V111H185ZM190 110V111H189ZM217 110V112H216ZM232 110V111H231ZM249 110V111H248ZM9 111V112H8ZM32 111V112H33ZM105 111H108V112H105ZM165 111V112H164ZM194 111V112H193ZM196 111V112H195ZM198 111V112H197ZM211 111V112H210ZM215 111V113H214ZM224 111V112H223ZM231 111V112H230ZM235 111V112H234ZM241 114H239L240 112ZM11 112V113H10ZM30 112V113H32ZM149 112V113H148ZM236 113V115L234 113ZM250 112V113H249ZM23 114V111L21 112ZM66 113V114H65ZM68 113V115H67ZM113 113V114H112ZM171 113V114H170ZM220 113V115H219ZM25 114V113H24ZM49 116H48V115ZM54 114V115H53ZM102 114V115H101ZM111 114V115H110ZM195 114V115H194ZM224 114V115H223ZM30 115V114H29ZM74 115V116H75ZM100 115V116H99ZM158 115V116H157ZM160 115V116H159ZM248 115V116H247ZM17 116V117H16ZM46 116V117H45ZM54 116V117H52ZM64 116V117H63ZM73 116V115H72ZM73 116V118H75ZM86 116V117H85ZM88 116V117H87ZM211 116V117H210ZM217 116V117H216ZM225 116V117H224ZM9 117V118H8ZM20 117V118H21ZM49 117V118H48ZM51 117V119H50ZM60 117H63L60 119ZM192 117V118H191ZM234 117V118H233ZM249 117V118H247ZM8 120H5L7 119ZM14 118V119H13ZM112 118H114L112 120ZM200 118V119H199ZM210 118V119H209ZM4 119V120H3ZM71 119V118H70ZM69 117L67 118V121L69 120ZM86 121H85V120ZM110 119L112 121H110ZM227 119V120H226ZM243 119V120H242ZM246 119V120H245ZM3 120V121H2ZM14 120V121H13ZM58 120V121H57ZM66 120V119H65ZM64 120V121H65ZM90 120V121H89ZM161 120V121H160ZM203 120V121H202ZM9 121V122H8ZM11 121V122H10ZM81 121V122H82ZM90 122L91 123H96V126L95 124H87V122ZM110 121V122H108ZM224 121V123H223ZM247 121V122H246ZM3 122V123H2ZM7 122V123H6ZM82 122V124H84ZM105 122V123H104ZM107 122V123H106ZM196 122V121H194ZM9 123V124H8ZM171 123V122H170ZM223 123V124H222ZM249 123V124H248ZM7 124V125H6ZM98 124V125H97ZM197 124V122L195 123V125ZM244 124V125H243ZM54 125V126H53ZM88 125H90L91 127L89 128ZM195 125H191L192 127H194ZM197 125V126H198ZM246 125V126H245ZM61 126V128H60ZM66 126V128H65ZM84 126V125H83ZM103 126V128L101 127ZM161 127L165 126V124H161L160 125ZM225 126V127H224ZM59 127V129L57 128ZM65 129H64V128ZM82 127V125H81ZM97 127H98V130H97ZM198 127V128H199ZM223 127V128H222ZM2 128V129H3ZM96 128V129H95ZM164 128V127H163ZM163 128H158L159 130L157 131V137H158V143H159V147H161L164 151H163V154H162V159H163V167H162V171L164 170H167L168 169V166H170L169 170H171V168H173V164L171 165L170 162H173L174 159L172 158L171 159V155H169L170 153H168V148L171 146V145H167L169 144V141H170V144H171V139L170 137L172 138L173 135H175L174 133H176L175 130H168L167 128L164 129L163 131ZM196 128V126H195ZM200 128V129H201ZM243 128V129H242ZM1 129V130H2ZM94 129V130H93ZM107 129V131H105ZM221 129V130H220ZM82 130H83V127H82ZM91 130V131H90ZM97 130V131H96ZM232 130V131H231ZM56 131V132H55ZM87 131V132H86ZM169 131V132H168ZM225 131V132H224ZM46 132V133H45ZM59 132V133H58ZM67 132V133H66ZM91 132V133H90ZM174 132V133H173ZM250 133V134H249ZM263 133V135L261 134ZM39 134V135H40ZM89 134V136H88ZM206 134V135H205ZM211 134V135H210ZM241 134V135H240ZM59 135V136H58ZM87 135V137H86ZM209 135V136H207ZM66 136L68 138H66ZM187 136V135H186ZM59 137V138H58ZM65 137V138H64ZM86 137V138H85ZM93 137V139L91 138ZM47 140H46V139ZM64 138V140H63ZM98 138V139H97ZM207 138V139H206ZM209 138V139H208ZM247 138V139H246ZM43 139V140H42ZM86 139L88 142H86ZM251 139V140H250ZM75 140V141H74ZM85 140V141H84ZM100 140V141H99ZM204 140V141H202ZM48 141V142H47ZM119 141V142H118ZM209 141V142H208ZM247 141L250 143L248 144ZM85 142V143H84ZM90 142V143H89ZM205 142V143H204ZM214 142V143H213ZM78 143V144H76ZM120 143V145L118 144ZM202 143V144H201ZM220 143V144H219ZM27 144H23L22 147L23 148H26V146H24ZM79 145V146H78ZM87 145H89L87 147ZM209 145V146H208ZM64 148H63V147ZM120 146V147H119ZM204 146V147H203ZM207 146V147H206ZM213 146V148H212ZM228 146V147H227ZM21 147V146H20ZM18 147V149L20 148ZM20 148V150H25L23 148ZM48 148L49 147L51 149H49L50 151H48V154L50 152V154H45L44 152V148ZM70 147V148H69ZM82 147H86V148H83ZM91 149H90V148ZM207 149H206V148ZM245 147V148H244ZM54 148V149H52ZM212 148V150H211ZM248 148V149H247ZM253 148V149H252ZM17 149V150H18ZM204 149V150H202ZM246 149V151H245ZM73 150V151H72ZM83 150V151H82ZM98 152H97V151ZM196 150V151H197ZM207 150V151H206ZM216 150V151H215ZM218 150V151H217ZM46 151V150H45ZM92 151V152H91ZM167 152L166 154L164 152ZM210 151V152H209ZM214 151V152H213ZM68 152V153H67ZM97 152V153H96ZM76 154V160L73 161L72 157L74 158L75 157V154ZM79 155H78V154ZM215 153V154H214ZM217 153V155H216ZM88 154V155H87ZM248 154V155H247ZM47 155V156H46ZM53 155V156H52ZM85 155V156H84ZM98 155V156H97ZM241 155V157H240ZM78 156V158H77ZM82 156V157H81ZM104 156V157H103ZM204 156V157H203ZM222 158H221V157ZM71 157V158H70ZM89 160H88V158ZM70 158V159H69ZM92 158V159H91ZM107 158V159H106ZM216 158V159H215ZM65 159V160H64ZM100 159V160H99ZM103 159V160H102ZM204 159V160H203ZM207 159V160H206ZM223 159H227L226 161L223 160ZM244 159V160H243ZM45 160V161H43ZM75 162L76 161V164L73 163L72 166L68 165V164H71V162ZM82 163H81V161ZM96 160V161H95ZM99 160V161H98ZM106 160V162H105ZM173 160V161H172ZM211 160V161H210ZM213 160V161H212ZM60 161V162H59ZM69 163H68V162ZM79 161V162H78ZM84 161V162H83ZM206 161V162H205ZM248 161V162H247ZM261 161V162H260ZM103 162H105L104 164H102ZM213 163V164H210V163ZM258 166L256 163H259ZM53 163V164H52ZM63 163V164H62ZM65 163H68L67 165H65ZM219 163V164H218ZM227 163V164H226ZM81 164V165H80ZM83 164V165H82ZM89 164V165H88ZM260 165V166H259ZM172 166V167H171ZM209 166V167H208ZM243 166L242 168L246 169V171L244 170H240L239 173L241 172V174L237 173L234 168L235 167H238L240 169V167ZM37 167V166H36ZM35 167V168H36ZM42 167V168H41ZM54 168L56 167V170L60 171V176H58L57 178H53L52 182L50 180H48L47 178H45V175H42L43 177H41L40 175L36 177V175H34V173H41L43 171V173H45L44 171L47 172V170H50L49 168ZM58 167V169H57ZM63 167V168H62ZM75 167V168H74ZM28 168V169H29ZM51 168V169H52ZM85 168V167H84ZM233 168V169H232ZM249 168V169H247ZM67 169V170H66ZM74 169V170H73ZM90 171H89V170ZM40 171L41 172H37V171ZM55 170V171H56ZM70 170H71V174H70ZM173 170V169H172ZM205 170V171H206ZM211 170V171H210ZM257 172H256V171ZM261 170V171H260ZM56 171V172H58ZM68 171V172H67ZM73 171V172H72ZM259 171V172H258ZM102 172V173H101ZM171 172V171H170ZM213 172V173H212ZM226 172V173H225ZM252 172L254 173L252 175ZM256 172V174H255ZM41 173V174H43ZM58 173V174H59ZM69 173V174H68ZM73 173V176L71 177ZM79 173V172H78ZM228 173V174H229ZM244 173V174H243ZM62 174V175H61ZM94 174V176H93ZM227 174V175H228ZM247 176V179H245V181H243L242 179V176L245 175ZM250 174V175H248ZM76 175V176H74ZM165 175L167 176H170V173L167 171H165ZM221 175V176H220ZM84 176V175H82ZM69 177V178H68ZM71 177V178H70ZM251 177V178H250ZM256 177V178H255ZM70 180V182H66L64 183L62 181V183H59L60 180ZM89 178V177H88ZM131 178V177H130ZM129 178V179H130ZM250 178V179H249ZM255 178V179H254ZM259 179L260 182L262 183L261 186H259L260 189L257 190L256 194L254 195V197L252 198H249V193H248V190L251 188V182L252 180H256V179ZM73 179V180H71ZM90 179V178H89ZM95 179V178H94ZM98 179V178H97ZM128 179V181H129ZM250 181H249V180ZM257 179V180H258ZM39 180V181H38ZM131 180V179H130ZM248 180V181H247ZM50 181L49 183H54L53 185L51 184H48L47 182ZM73 181V182H72ZM77 181H80V182H77ZM35 182V183H34ZM38 182V183H36ZM243 182V183H242ZM248 182V183H247ZM250 182V186L248 185ZM254 182V181H253ZM64 183V184H63ZM245 183V184H244ZM32 184H34L32 186ZM47 184V185H46ZM72 184V185H71ZM82 183H80L81 185ZM50 185V186H49ZM67 185H70L69 187ZM87 185L86 182H84V186L83 184L81 186H83L85 188V186ZM174 186H177V183H174L173 184ZM180 185V184H179ZM244 185V186H243ZM258 185V184H257ZM49 186V187H48ZM57 187V186H54V188ZM74 187V188H73ZM87 189H91L90 187L88 188V186H86ZM248 187V188H247ZM250 187V188H249ZM29 188V189H28ZM33 188V189H31ZM46 188V189H45ZM58 188H55V189H58ZM35 189V193H34V196L31 195V193H33L32 191H34ZM45 189V190H44ZM59 189L57 191H59ZM65 189V188H64ZM32 190V191H31ZM52 190V189H51ZM49 191V192H48ZM174 191H177L176 187L174 188ZM262 191V192H261ZM20 192V193H19ZM60 192V191H59ZM76 192V193H75ZM90 192V193H89ZM228 192V193H227ZM29 193V194H28ZM39 193V195H38ZM65 193V194H66ZM73 193V194H72ZM75 193V194H74ZM88 193V194H87ZM223 193V194H222ZM226 193V194H225ZM252 193L251 192V195L252 196ZM92 195V196H91ZM95 197H94V196ZM17 196V195H16ZM21 196V197H22ZM89 196V197H88ZM91 196V197H90ZM182 196H184V194H182ZM18 197V196H17ZM20 197V198H21ZM46 197V198H45ZM64 196V198H66ZM84 197V198H83ZM94 197V198H93ZM99 197V196H98ZM224 197V198H223ZM227 197H228V201L227 200ZM81 198V199H80ZM92 198V199H91ZM185 198H186V194H185ZM184 198V199H185ZM19 199V198H18ZM39 199V200H38ZM58 200L57 203H55L56 201L55 200ZM75 199V200H74ZM95 200V201H91V200ZM223 199V200H222ZM225 199V200H224ZM231 199V200H230ZM64 202H66V199H63ZM97 200V201H96ZM181 200V197L179 196V193H172L171 194V197H170V201H171V206L172 208H175L177 206V204L179 203V201ZM234 201L235 203V206L237 207V209L239 210V213L242 217V222L241 223H238L236 221H234L232 219V216L230 213H232V209H230L231 207V203ZM40 203H38V202ZM75 201V202H74ZM226 201V202H225ZM231 201V202H230ZM236 201V202H235ZM55 204H53V203ZM79 202V203H78ZM87 202V203H86ZM139 204H140V201H138ZM182 202H185V200H183ZM229 202V204H228ZM37 203V204H36ZM78 203V204H77ZM137 203V202H136ZM184 204V206H186ZM227 203V204H226ZM35 204L38 206H35ZM63 204V206L61 207V205ZM89 204V205H88ZM138 204V203H137ZM238 204V205H237ZM226 205H228L227 207H225ZM247 205V206H246ZM66 208L68 207V205H66ZM72 206V207H73ZM129 206V205H128ZM196 206V205H195ZM224 206V207H222ZM230 206V207H229ZM40 207V208H39ZM62 208L61 210L59 208ZM70 207V206H69ZM212 207V206H211ZM42 208V209H41ZM64 208V209H66ZM221 208V209H220ZM227 208V209H226ZM255 208V209H254ZM95 209H98V208H95ZM134 206H129V207H126L122 210H117L118 212L114 213L119 219L121 218V221L124 222L125 221H128L127 219H129L130 217L133 219L134 221V218H136L137 216L136 215H139L141 214V212L137 209H134ZM191 209H193L192 207L191 208H187V209H184L186 210L185 212H189L191 211ZM68 210H71V212L73 211L72 208H67V211ZM124 210V212H123ZM188 210V211H187ZM252 210V211H251ZM65 210L66 213H68L70 215L69 212H67ZM94 211V210H93ZM231 211V212H229ZM58 212V213H57ZM62 212L64 213V210H62ZM96 212V211H95ZM123 212V213H122ZM53 213V212H52ZM124 213H126L127 215H124ZM138 213V214H136ZM118 214V215H117ZM121 214V215H120ZM19 216H17V219L19 217V220L21 221L20 219V214H18ZM51 215V213L49 214ZM67 215V214H66ZM44 216V215H43ZM120 216V217H119ZM123 218H122V217ZM126 216V217H125ZM136 216V217H135ZM186 216V215H185ZM45 217V216H44ZM47 217V215H46ZM130 218V219H131ZM129 219V220H130ZM202 220V219H201ZM121 221H119V226H115L113 223L112 227L110 226V229L108 227V230L105 234V238L103 237L102 239H105L104 241H106V244L109 245L110 242H114L113 244L117 245V250H120V259L123 261V262H127L128 260H131L132 262L134 261H137L139 263V260L140 261H143L141 258V250L142 248L140 249H136L134 250V247L137 246V244L135 243H130V242H123V243H119V239H117L115 241V237H118L120 234H119V231L118 229H120L121 227H123V229L125 230V227H126V222L121 224ZM133 221H129V223H133ZM220 222V223H219ZM128 223V222H127ZM129 223L127 224V228H129L128 230H130L132 228V226H129ZM132 223L130 225H132ZM219 223V224H218ZM121 224V225H120ZM198 223L196 225H191L190 227L186 228L184 231V234H197L198 231L197 229H200L202 228L201 225H199ZM254 224V225H253ZM58 227L60 226V222L57 224ZM118 225V224H117ZM180 226H182L183 224L182 223H179ZM243 225V226H242ZM251 225V226H250ZM253 225V226H252ZM121 226V227H120ZM116 227V228H115ZM126 228V229H127ZM247 228V229H246ZM258 228V229H257ZM122 229V228H121ZM122 229L121 234L125 235L129 232V235L131 234L130 231H128L127 233ZM263 229V230H262ZM132 230V229H131ZM127 231V230H126ZM197 231V232H196ZM226 231V232H225ZM111 232V233H110ZM133 232V231H132ZM254 232H257L255 235H252ZM109 233V235H108ZM252 233V234H251ZM112 234L114 237H112ZM123 235H120L121 237ZM263 235V236H262ZM17 236L18 235H15V236H12L10 238V240H6V241H2V242H7V241H11L10 243L8 242L7 244H13V245H20L17 244ZM111 236V237H109ZM259 236V237H260ZM249 237L251 238V240H249ZM13 238V239H12ZM113 238V240H112ZM258 238V237H256ZM20 240H22L20 237H19ZM236 240H238L236 238ZM258 240V239H256ZM20 242V241H19ZM23 242V240L21 241ZM133 242V241H131ZM259 242V243H258ZM261 242V243H260ZM15 243V244H14ZM118 243V244H117ZM258 243V246H260L261 248L264 249V238L259 239V241H257ZM40 244V249H39V253L37 255H40L38 258H40L39 260H43V263L45 264L48 260H46L47 258L49 259V257L53 254V252L56 250L53 251L54 247L51 248V245L49 244H44V246L41 245V243L39 242ZM113 244L110 243V245L113 246ZM135 244V245H134ZM185 244L188 245V243L185 241ZM209 244V243H207ZM47 245V246H46ZM63 245V244H61ZM127 245V246H126ZM249 245V246H248ZM42 246V247H41ZM75 246V245H74ZM74 246L72 245V247L74 248ZM111 246V247H112ZM125 246V247H124ZM14 247V246H13ZM71 247V245H67V243H65V246L63 247L64 249L66 248V252L67 250L70 252V254L68 253L67 256H69V258H72V262L71 264H86V263H89L87 262L89 259L88 258V254L90 252V249L92 247H90V249H83L81 246H76V249L73 250ZM110 247V246H109ZM107 248V252H106V259H105V256H103V260H107V259H113L116 257L115 252L114 254L113 251L115 250L113 248L110 249V248ZM37 248V247H36ZM44 248V249H43ZM105 248V247H104ZM121 248V249H120ZM239 248V249H237ZM50 249V250H49ZM64 249H63V252H64ZM72 249V251H70ZM83 249V250H82ZM191 249V248H190ZM190 249H187L188 251ZM53 252H52V251ZM85 250H89L88 251H85ZM94 249L92 248L91 251H93ZM37 251V249H36ZM42 251V252H41ZM137 251V252H136ZM192 251V250H191ZM65 252V253H66ZM86 252L88 254H86ZM46 253V255H45ZM61 253V252H59ZM58 253V254H59ZM82 253V255H81ZM50 254V255H48ZM58 254H55V257L56 259H58ZM57 255V257H56ZM91 255V254H90ZM89 255V256H90ZM95 255V254H94ZM96 255H98L96 253ZM96 255L94 256L95 258L98 259V257H96ZM115 257H114V256ZM123 255V256H122ZM237 255V256H236ZM247 255V256H246ZM54 256V255H53ZM85 256V257H83ZM100 256V255H99ZM113 256V257H112ZM143 256V255H142ZM52 257V256H51ZM65 257H66V254H65ZM87 257V258H86ZM123 257V258H121ZM46 258V259H45ZM102 257H99V259L97 260L98 263L100 264V259ZM52 259V258H51ZM67 259V258H66ZM83 259V260H82ZM87 259V260H86ZM163 264H178L177 262L179 261L178 258H174L172 259V257H169L167 256L166 254H162L161 258H159ZM158 259V260H159ZM96 260L94 259V262L93 260L91 259L90 260V263L92 264V262L95 264L96 263ZM240 263H239V261ZM256 260V261H254ZM46 261V262H45ZM50 262L54 261L53 260H50ZM47 262L46 264H49L50 262ZM111 261V260H110ZM157 261V260H156ZM155 261V262H156ZM181 261V260H180ZM179 261V262H180ZM207 260H203V259H199V261L196 263V264H207L206 262ZM40 262V261H39ZM107 264L108 263V260L106 261ZM106 262L104 264H106ZM206 262V263H205ZM254 262V263H253ZM101 263H103V261H101ZM136 263V264H138ZM52 264V263H50ZM60 264H63V263H60ZM181 264V262H180Z\"/></svg>", "mask_w": 264, "mask_h": 264}]
</instances>
